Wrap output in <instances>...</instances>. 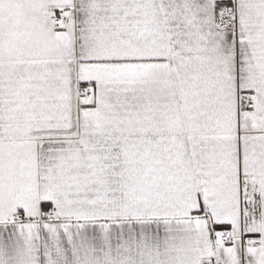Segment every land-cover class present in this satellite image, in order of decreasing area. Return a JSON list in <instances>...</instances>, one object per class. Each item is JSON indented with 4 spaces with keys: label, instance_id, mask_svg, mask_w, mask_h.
<instances>
[{
    "label": "snow or ice",
    "instance_id": "1",
    "mask_svg": "<svg viewBox=\"0 0 264 264\" xmlns=\"http://www.w3.org/2000/svg\"><path fill=\"white\" fill-rule=\"evenodd\" d=\"M0 264H264V0H0Z\"/></svg>",
    "mask_w": 264,
    "mask_h": 264
}]
</instances>
